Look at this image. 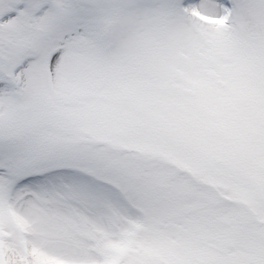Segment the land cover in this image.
Masks as SVG:
<instances>
[{
    "label": "snow or ice",
    "instance_id": "1",
    "mask_svg": "<svg viewBox=\"0 0 264 264\" xmlns=\"http://www.w3.org/2000/svg\"><path fill=\"white\" fill-rule=\"evenodd\" d=\"M0 264H264V0H0Z\"/></svg>",
    "mask_w": 264,
    "mask_h": 264
}]
</instances>
